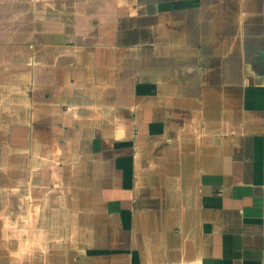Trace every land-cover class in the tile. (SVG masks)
Instances as JSON below:
<instances>
[{"label":"crops","instance_id":"1","mask_svg":"<svg viewBox=\"0 0 264 264\" xmlns=\"http://www.w3.org/2000/svg\"><path fill=\"white\" fill-rule=\"evenodd\" d=\"M7 129L31 264H264V0H0Z\"/></svg>","mask_w":264,"mask_h":264},{"label":"rangeland","instance_id":"2","mask_svg":"<svg viewBox=\"0 0 264 264\" xmlns=\"http://www.w3.org/2000/svg\"><path fill=\"white\" fill-rule=\"evenodd\" d=\"M7 121V120H6ZM8 122V121H7ZM0 140H2V144L8 143L11 145V148H7V152L5 153V148L3 147L0 152V164L5 168H9L12 166V163H5L3 165L1 161V155H5L9 158H12L16 155L23 156L24 153L22 150H24L23 147H20L23 142H26L24 139L23 142L20 140L15 139V131L7 129L6 132L0 131ZM27 166L26 168H30L29 163H25ZM36 165V164H35ZM1 170V169H0ZM9 170V169H6ZM4 174V171H2ZM17 182L19 181V192L21 195H23V200H16L14 199V190L13 187H15V183L13 181L5 183V188L0 192V264H31L32 259H36V254L31 253L34 248L37 247L39 249V256L41 253H47L48 250L53 253L56 249H60L58 247H62L64 242L62 240V234H64V230L62 226H60V241L56 242L57 247L54 249H51L53 247V243L49 244L51 248L49 249L48 243H38L36 244H30L29 239H27L28 233L30 232V227L25 226L26 219L28 220V223L31 222V211L30 210H21L15 209L16 204L21 201L25 202V196H29L30 188H31V179H24L20 178V176L17 177ZM4 179V178H3ZM22 179V180H21ZM16 181V180H15ZM2 188L0 183V189ZM28 199V198H27ZM30 201V199H28ZM9 205V206H8ZM9 207V210H5L3 208ZM50 214L54 213L49 212ZM61 213V212H60ZM55 222V221H54ZM59 224V222H55ZM55 226V225H54ZM52 226V228H54ZM30 234V233H29ZM47 245V247L45 246ZM59 245V246H58ZM29 247V248H26ZM31 247V248H30ZM23 248V250H22ZM30 250V253H25L24 250Z\"/></svg>","mask_w":264,"mask_h":264}]
</instances>
